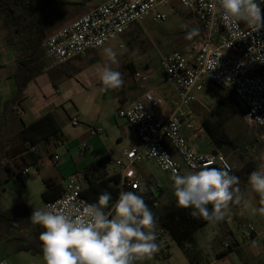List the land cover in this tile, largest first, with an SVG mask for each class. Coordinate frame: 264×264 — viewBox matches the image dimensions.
<instances>
[{
	"label": "built area",
	"instance_id": "2783aa9c",
	"mask_svg": "<svg viewBox=\"0 0 264 264\" xmlns=\"http://www.w3.org/2000/svg\"><path fill=\"white\" fill-rule=\"evenodd\" d=\"M169 1L105 0L45 36L41 43L42 57L49 66H59L85 51L99 49L119 39L131 26H141L145 18L156 23L164 21L166 17L159 10V5ZM176 1L194 15L202 34L185 50H172L159 57L158 67L175 94L170 114L160 115L158 110L163 99L147 91L136 101L117 109L116 116L126 121L140 143L122 150L119 157L109 160L112 172L119 174L120 192L140 188L134 165L141 161H151L172 181L174 174L182 175L184 170L198 171L203 166L223 168L227 165L232 171L225 155L212 149L196 150L190 138L181 132L182 127H186L195 136L202 129L194 119L183 121L178 113L182 106L196 100L197 94L203 92L208 83L233 93L243 112V122L259 144L257 169H264V60L258 59V56L264 58V26L253 32L247 24L221 21L219 15L210 10L212 0ZM261 12L264 15L262 5ZM217 60V66L208 70ZM133 77L138 81L146 80V76L138 71L133 73ZM70 120L72 125H76L75 117ZM88 131L91 135L101 134L102 128L93 126ZM86 146L81 142L79 148L83 151ZM161 154L168 156L170 167H164ZM51 160L57 163L59 156L52 153ZM26 173V168L21 169L19 177ZM61 187V195L51 202H43L44 208L58 206L73 216L83 215V210L90 203L81 195L86 187L82 174L68 175ZM242 227L246 241H252L255 236L253 223L248 221ZM154 231L157 237L163 233L158 229ZM227 246L224 243V248Z\"/></svg>",
	"mask_w": 264,
	"mask_h": 264
},
{
	"label": "rangeland",
	"instance_id": "374dc122",
	"mask_svg": "<svg viewBox=\"0 0 264 264\" xmlns=\"http://www.w3.org/2000/svg\"><path fill=\"white\" fill-rule=\"evenodd\" d=\"M62 1L65 2L66 0ZM67 1H75L76 5L54 3L44 7L41 22L45 29L49 30L58 20L61 13L65 15L71 12L75 13L88 0ZM96 1L90 0V2ZM159 10L165 14V20L156 23L152 22L150 18H145L140 26L141 31L133 32V36L136 35L135 39L122 35L119 39H114L99 49L85 51L58 67H48L47 61L44 59L41 74L34 76L30 80L29 85L24 89L25 99L17 106L22 121L26 122L29 119L39 118L50 112L54 116L55 125L58 127L59 132L66 139L75 136L79 130L94 125L102 128L100 136L106 138V145L109 144L112 125L114 124L115 127V121L118 125L121 122L120 117L116 116V107L119 103L117 100L124 93L129 94V91H131L130 87L135 83L140 88L146 83L145 81H134V70L130 68V63L140 61L146 54H149L151 58H155L156 51L152 47L153 43L159 47L160 41H163L161 45H166L170 41L166 50H184L196 37L195 34H192L193 29L191 28L190 18L186 16V9L176 0H170L167 4L159 5ZM136 25L130 28L139 26ZM3 27L4 23L0 19V33ZM163 36L167 37L163 38ZM172 38H176L178 42H183L184 44L175 48V43L171 42ZM184 38H186L185 42ZM105 48H111L117 53L115 61H112L106 55L104 52ZM3 52L4 50L0 48V55ZM104 66L111 67L121 73L123 84L120 87L102 89L99 81V72ZM145 66L147 65H144L142 69ZM163 91L169 95L173 94L168 86ZM223 92L213 86L206 90L205 95L204 93L198 94V99L201 98L205 101L206 108L211 111L218 103L220 104L224 96ZM223 113L225 116L230 115L228 110H224ZM71 117L76 118V125L71 124ZM218 120L217 126L224 124V128L230 137H237V133H240L235 141L238 144V149L241 150L245 146L246 140L248 141L251 134H253L245 125L243 119L240 120L233 116L227 122H223L221 118ZM115 129L118 130L117 128ZM247 136L248 138H246ZM131 142L139 145L136 135L131 131H126L122 135L121 140L118 141L117 146L114 147L121 150L130 146ZM228 155L232 168H238L241 161L234 158L231 153ZM41 156L43 157V170L37 171L34 166H28L27 176L7 183V189L1 193L4 198L0 204L12 206V196L24 195L25 198L22 203L32 211L45 209L41 198V192L43 191L42 178L47 176L49 170H55L57 165L51 161L46 153L42 152ZM146 163L153 167L154 179L146 177V179L140 181L141 187L159 192L161 197L157 205L163 206L168 200L175 199L173 195L174 182L171 181L169 175L160 171L154 163L151 161H146ZM107 173L111 174L112 171L107 169ZM189 173L191 172L183 171V175ZM236 187L239 188V192L234 191V199L228 202L224 218L216 223L208 222L194 234L192 250L199 251L198 261L202 264L210 262L217 257L216 251L222 248L223 242L233 243L234 240H238L239 244L242 245L241 248L237 249V251L232 250L229 255L214 261L212 264H264V217L252 212L253 208L261 206L260 201L264 197L252 192L247 182L238 181L234 188ZM235 197H239V199L237 200ZM16 199L15 201L17 202ZM232 202L238 203L235 208L232 207ZM248 221L253 223L258 236L251 243L244 244L243 240L245 237L242 225ZM1 232L2 230H0ZM167 242L169 245L168 255L165 258L150 259H156L155 261L158 264H189L177 245L169 238Z\"/></svg>",
	"mask_w": 264,
	"mask_h": 264
},
{
	"label": "trees",
	"instance_id": "16d2710c",
	"mask_svg": "<svg viewBox=\"0 0 264 264\" xmlns=\"http://www.w3.org/2000/svg\"><path fill=\"white\" fill-rule=\"evenodd\" d=\"M54 3L76 5L74 2H63L62 0H0V19L4 23L5 39L14 45L20 58V62L17 64L18 69L15 72V92L2 103L0 131L10 119L20 120L19 112H15V107L20 105L24 100V89L29 81L34 76L41 74L45 61L42 57L41 50V43L45 38L41 15L45 6ZM138 31H141L140 26L130 28L123 35L135 39L136 35L133 36V32L136 33ZM223 93L224 96L220 104L218 103L210 111V118L205 117L201 119V124L209 138V142L212 144V151L221 152L227 159V155L231 153L234 158L242 162V168L239 170L232 168L230 174L237 176L239 178L238 181L246 183L249 174L257 169L259 144L256 143L253 134H251L247 143L245 142V146L240 150L235 141L238 139L237 137H239L238 135L240 133H237V137H230L224 128V124L217 126L219 118L223 122L229 121L233 116H236L240 120L243 119V112L236 103L233 93L231 91H224ZM224 110H228L230 115L225 116L223 113ZM18 136L19 141H16L17 144L12 146V149H9L14 154H21L22 164L26 167H35L36 163L42 157L41 153H49L50 146L60 143L63 137L55 125L53 114L50 112H47L30 123L21 124ZM246 146L247 151L245 149ZM109 160L108 158L96 160L88 164L83 170L75 172L81 173L83 176L86 187L81 195L90 204L96 202L98 196L105 191L109 192L112 196L109 206L119 196L120 177L119 174L113 172L111 174L107 173V168L110 165ZM230 164L232 167V163ZM20 170H13L2 160L0 154V185L8 180L23 179V177H19ZM43 185L44 188L41 192V198L45 203L53 201L62 193L61 184L56 180H43ZM129 191H134L144 196L146 204L156 219V230L163 231L157 237V242L160 245L159 250L151 258H165L168 255L169 245L164 238L166 235L182 251L189 264H202L198 261L199 251L192 250L194 245L193 240L195 232L208 222L202 218L191 216L190 208L177 207L175 199L168 200L163 206H158L157 202L161 196L157 191L154 192V190L142 188L141 186L137 190ZM209 208H211V205H209ZM32 212L22 202L12 205L7 209L0 207V223L12 227L13 232L10 234L9 240L17 242L20 250L35 251L42 254L38 239V234L42 231V228L31 222ZM231 244L235 245L236 242ZM227 245V248L219 252L217 257L226 254L232 249L229 243ZM205 264H209V262Z\"/></svg>",
	"mask_w": 264,
	"mask_h": 264
},
{
	"label": "clouds",
	"instance_id": "9594fccd",
	"mask_svg": "<svg viewBox=\"0 0 264 264\" xmlns=\"http://www.w3.org/2000/svg\"><path fill=\"white\" fill-rule=\"evenodd\" d=\"M262 4L264 0L259 3L257 0H212L210 10L218 14L221 21L235 25L244 23L254 32L264 26ZM104 52L112 61L116 60L117 53L113 49L105 48ZM258 59L264 60L259 56ZM217 64L218 60L208 70ZM99 81L103 90L123 84L121 73L108 66L100 70ZM153 154L157 155L155 151ZM160 156L164 167H170L168 156ZM230 172L225 165L223 168L203 166L187 175L174 174L176 206L190 208L191 216L209 223L219 222L226 214L228 202L234 199V191L239 192L238 187L234 188L239 178ZM247 184L252 192L264 197V169L252 171ZM110 200L111 194L105 191L78 216L58 206L33 211L31 222L42 228L38 239L43 264H135L151 258L160 245L154 231L156 219L144 196L134 191H121L109 206ZM260 204L252 212L264 217V199ZM0 264L6 261L0 260Z\"/></svg>",
	"mask_w": 264,
	"mask_h": 264
},
{
	"label": "crops",
	"instance_id": "0c3cea01",
	"mask_svg": "<svg viewBox=\"0 0 264 264\" xmlns=\"http://www.w3.org/2000/svg\"><path fill=\"white\" fill-rule=\"evenodd\" d=\"M103 1L105 0H97L96 2H90V0H88L87 2H84L83 7L79 8V10L76 11L75 13L71 12L68 15L61 13L58 20L55 22V24H53L50 27L49 30L45 29L42 25L45 31V36L54 32L56 29H58L62 25L67 24L74 18L78 17L80 14L88 11L89 9H91L92 7L96 6L97 4ZM65 2H75V1L66 0ZM262 11L264 14V4H262ZM186 16L190 18L191 28L193 29L192 34H195L196 37L200 36L201 28H200L199 23L196 21L194 15L190 11L186 10ZM0 35H1L0 48L4 50L3 54L0 55V112H1L2 103L5 100H7L9 97H11L12 94H14V90L16 89L15 72L18 69L17 64L20 62L19 61L20 58L18 56V51L16 50L14 45L11 42L6 41L5 39V27L2 28V32L0 33ZM165 37L167 36H163V38ZM185 40L186 38H184V42ZM171 42L175 43V46H176L175 48H178L182 44H184L183 42H178L176 38H172ZM162 43L163 41H160L159 47H157L154 43L152 44V47H154L156 51L155 58H151L149 54H146V56L141 58L140 61L130 63L129 66L134 70V72L138 71L146 76V80H145L146 83L142 88L138 87L136 83L132 85L130 87V90H131L129 91L130 93L129 94L124 93L123 96L119 100H117L119 102L116 107L117 109L122 108L131 102L136 101L137 99L142 97V94L144 92L147 91V92H150L152 95L163 99V102L158 110L160 115L166 116L173 111L172 101L175 99V94L172 90L170 83L165 79L164 74L158 67V60H159L160 55L166 54L171 51V50H166L170 41L166 45H161ZM144 65H147V66H145L142 69ZM48 67H51V66H49L48 64ZM167 86L172 91L173 93L172 95H169L168 93L163 91V89ZM211 87H213V85L208 83L206 87L204 88L203 92L201 93H204L205 95L206 90ZM201 93H198V94H201ZM198 94H197L196 100H194L191 104L187 106H182L179 109L180 112L178 113V115L182 116L183 121H185L186 119L192 118L202 127L201 119L205 117H209L210 111L206 108V102L203 101L201 98L198 99ZM15 112L16 113L18 112L17 107H15ZM18 114H19L20 120L10 119L5 124L3 129L0 131V137H1L0 154H1L2 160L5 163H7L13 170H18V169H23V168L27 169V167L22 164L23 160L21 158V154H14L10 150L12 149V146L17 144V142L19 141L18 134L21 128V124L30 123L38 118L37 117V118L29 119V121L24 122L21 119L20 112ZM120 119H121L120 125H118L116 121H115V124L117 127L116 126L114 127V124L112 125L113 128L111 129V134L109 136L110 143L107 145L105 143L106 138L101 137L100 134L91 135L90 132L88 131L89 127H93L94 125L88 126L86 129L84 128L82 130H79L75 136L69 139H66V137H64L63 135L60 143H58L57 145L50 146V152L46 154L48 155L50 159H51L52 153L57 154L59 156V161L55 163L57 165L56 166L57 168H55V170H49L47 172V176L42 178V183H43V180L51 179V180H56L60 182V184H62L63 179L65 177H67L70 174L75 173L76 171L83 170L88 164L93 163L96 160H99V159L101 160L105 158H108V159L117 158L121 155L122 150L130 146H139L140 143L139 145H136L135 143L131 142L130 146L128 147H125L121 150L115 149L114 146H117L118 141L121 140L122 135L126 131L133 132L128 127L126 121L123 118H120ZM115 128H117L118 130H116ZM181 132L190 138V143L192 144V146L195 147L196 150L207 151V150L212 149V144L209 142V138L203 127L201 130L198 131L197 135L195 136L192 133L193 131L188 130L186 127H182ZM246 138H248V136ZM81 142H85L87 145L85 150L83 151H81L79 148ZM246 143H247V140H246ZM245 149L247 151V146ZM228 156L229 155H227V157ZM42 158L43 157H41V159L36 163L37 168L36 166L35 168L37 169V171L43 170ZM134 168H135L137 178L139 181L146 179V177H151V179H154V173H153L154 169L153 167L149 166L146 163V161H141V162L136 163L134 165ZM241 168H242V162L240 166L235 169L239 170ZM107 169H110L111 171H113L111 165H109ZM27 174H28V171L25 176H27ZM11 181L12 180H8L2 185H0V203L2 199L4 198L1 195V193L7 189V183ZM23 185L25 187L24 183ZM43 188H44V185H43ZM15 198H17L16 199L17 202L15 201ZM24 198H25L24 195L22 196L17 195L16 197L12 196L13 200L11 201V203L12 205L21 203L23 202ZM237 204H238L237 202H232V207L235 208ZM0 207L2 209H7L11 207V205L0 204ZM0 230H2V232L0 233L1 234L0 236V260L6 261V264H43L42 254L35 252V251L20 250L19 249L20 246L17 242H15L14 240H9L11 236L10 234L13 232L12 231L13 229L11 226H8L4 223H0ZM154 230H156V228H154ZM228 232L230 231L228 230ZM257 236H258V233L255 231V236L252 239V241ZM164 238L167 241L168 237L166 235L164 236ZM252 241L248 242L244 238L243 243L249 244ZM234 242H236L235 245L228 242L232 248L230 251H228L226 254L220 257H216L214 260H211L209 264H212L214 261L218 259L226 257L227 255H229V253L232 250L237 251V249L241 248L242 245L239 244L238 240H235ZM224 250L225 248H224V242H223L222 248L216 251V256L219 254V252L224 251ZM156 259L151 260L149 258V259H145L144 261H138L135 263L136 264H158V262L155 261Z\"/></svg>",
	"mask_w": 264,
	"mask_h": 264
}]
</instances>
